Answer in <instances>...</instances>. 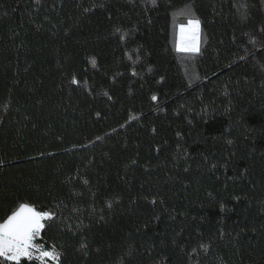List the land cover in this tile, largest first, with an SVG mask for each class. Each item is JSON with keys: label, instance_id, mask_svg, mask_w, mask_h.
Masks as SVG:
<instances>
[{"label": "trees", "instance_id": "16d2710c", "mask_svg": "<svg viewBox=\"0 0 264 264\" xmlns=\"http://www.w3.org/2000/svg\"><path fill=\"white\" fill-rule=\"evenodd\" d=\"M20 203L57 264H264V0H0V223Z\"/></svg>", "mask_w": 264, "mask_h": 264}, {"label": "snow or ice", "instance_id": "6c2138e0", "mask_svg": "<svg viewBox=\"0 0 264 264\" xmlns=\"http://www.w3.org/2000/svg\"><path fill=\"white\" fill-rule=\"evenodd\" d=\"M178 27L177 51L199 53L200 21L189 19L187 24ZM71 82L76 84V78L73 77ZM152 99L156 100L157 97L152 96ZM45 218H50L48 212L37 211L35 206L28 203H20L0 223V258L9 264H20L22 259L39 260L41 264H47L49 259L58 262L60 257L55 249L45 250L42 245L35 243L44 228L42 221Z\"/></svg>", "mask_w": 264, "mask_h": 264}, {"label": "rangeland", "instance_id": "374dc122", "mask_svg": "<svg viewBox=\"0 0 264 264\" xmlns=\"http://www.w3.org/2000/svg\"><path fill=\"white\" fill-rule=\"evenodd\" d=\"M186 24H187V23H186ZM178 31H179V28H178ZM199 33H200V32H199ZM176 48H177V45H176ZM180 52H182V51H180ZM190 53H192V52H190ZM48 219H49V218H45V219L42 221V223L45 225V223H46V221H47ZM42 230H43V229H42ZM42 230H41L40 236H39L38 238H36L35 243L42 245L43 248H44V244H43V242H42ZM45 250H46V249H45ZM34 255H38V253H34ZM23 260H25V261H39V260H35V259H33V260L22 259L21 261H23ZM48 261H50L51 264H57V261H53V260H51V259H49Z\"/></svg>", "mask_w": 264, "mask_h": 264}]
</instances>
